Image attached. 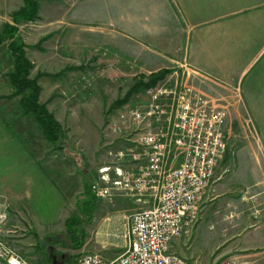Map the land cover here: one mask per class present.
<instances>
[{
  "label": "rangeland",
  "instance_id": "1",
  "mask_svg": "<svg viewBox=\"0 0 264 264\" xmlns=\"http://www.w3.org/2000/svg\"><path fill=\"white\" fill-rule=\"evenodd\" d=\"M36 1L37 18L14 24L12 14L23 7L22 1L0 0V34L5 26L16 28L13 38L7 33L0 43V201L7 214L2 239L28 264H52L61 255L67 264H77L86 253L111 261L125 251L126 220L137 210L133 199L108 188L117 179L115 168L135 167L117 155L131 148L124 137L130 123L120 115L143 98L147 88L142 84L149 77L164 72L154 87L177 63L154 68L165 59L147 51L154 47L153 38L143 44L144 38L136 35L110 36L105 7L96 0ZM136 2L129 0V9H136ZM129 17L135 34L145 21L135 11ZM146 23L152 25V16ZM11 46L20 48L30 62L29 78L37 80L40 104L59 123L61 142H47L35 120L23 114V95H13ZM223 79L228 85L210 90L204 86L209 78L194 82L206 95L228 100L221 161L228 159L232 166L241 152L257 157L264 169V99H252L254 85L247 78L239 84L240 99L230 93L238 78ZM258 82L264 83V76ZM175 156L174 161L170 156L171 166L179 163ZM106 174L108 182L101 180ZM94 185L109 191L98 197ZM207 255L197 264H211L213 258Z\"/></svg>",
  "mask_w": 264,
  "mask_h": 264
},
{
  "label": "built area",
  "instance_id": "2",
  "mask_svg": "<svg viewBox=\"0 0 264 264\" xmlns=\"http://www.w3.org/2000/svg\"><path fill=\"white\" fill-rule=\"evenodd\" d=\"M206 79L201 70L177 63L161 83L145 89L136 107L128 106L120 115L124 123H130L124 137L131 148L117 155L135 167L115 168L117 179L108 188L133 199L137 206L126 220L127 247L111 261L86 253L77 264H192L172 251V241L189 235L200 221L199 202L226 152L228 100L212 98L194 83ZM177 153L179 163L171 166L170 156L174 161ZM101 180L108 182L109 176ZM108 188L92 186L98 197ZM6 219V207L0 201V264H28L2 239ZM211 264L261 263L233 255Z\"/></svg>",
  "mask_w": 264,
  "mask_h": 264
},
{
  "label": "crops",
  "instance_id": "3",
  "mask_svg": "<svg viewBox=\"0 0 264 264\" xmlns=\"http://www.w3.org/2000/svg\"><path fill=\"white\" fill-rule=\"evenodd\" d=\"M96 3L105 7L110 36L136 35L143 44L153 38L147 51L165 59L154 68L186 61L208 76L209 90L228 85L223 78H238L230 93L239 99V84L247 78L254 85L252 99H264V83L258 82L264 76V0H137L136 9H129V0ZM130 11L145 21L135 34ZM238 155L232 166L228 159L218 162L199 202L200 221L189 235L172 241V251L192 264L207 254L212 261L233 255L264 259V169L257 157Z\"/></svg>",
  "mask_w": 264,
  "mask_h": 264
},
{
  "label": "trees",
  "instance_id": "4",
  "mask_svg": "<svg viewBox=\"0 0 264 264\" xmlns=\"http://www.w3.org/2000/svg\"><path fill=\"white\" fill-rule=\"evenodd\" d=\"M23 7L17 12L12 14V22L17 24L21 20L33 21L37 18L38 12V3L36 0H21ZM9 29V31L7 30ZM16 28L12 26H5L2 33L0 34V43L4 41L7 33H10V37H14ZM20 46V45H19ZM21 47V46H20ZM11 50L15 53L14 61V71L9 75V81L14 89V96L23 95L20 101V108L24 115L31 116L43 138L49 143L61 142L63 139L62 129L59 123L54 119V117L47 111L46 107L40 104V87L37 83V80L30 79L29 73L31 70L30 62L24 57V53L20 51V48H14L11 46ZM164 72L159 73L149 77L147 84H142L143 88H148L155 84L159 78L163 76ZM135 90H133L134 92ZM132 93V92H131ZM130 94H127V97L124 99V102ZM86 184V182H85ZM88 189V186H85ZM88 191V190H87ZM88 192L85 193V195ZM80 206V205H79ZM68 224H71L69 221Z\"/></svg>",
  "mask_w": 264,
  "mask_h": 264
},
{
  "label": "flooded vegetation",
  "instance_id": "5",
  "mask_svg": "<svg viewBox=\"0 0 264 264\" xmlns=\"http://www.w3.org/2000/svg\"><path fill=\"white\" fill-rule=\"evenodd\" d=\"M55 261H56L58 264H67V260H66L65 255H61V256H59V257H56V258H55Z\"/></svg>",
  "mask_w": 264,
  "mask_h": 264
},
{
  "label": "water",
  "instance_id": "6",
  "mask_svg": "<svg viewBox=\"0 0 264 264\" xmlns=\"http://www.w3.org/2000/svg\"><path fill=\"white\" fill-rule=\"evenodd\" d=\"M52 264H58V263L55 261V258H53Z\"/></svg>",
  "mask_w": 264,
  "mask_h": 264
}]
</instances>
